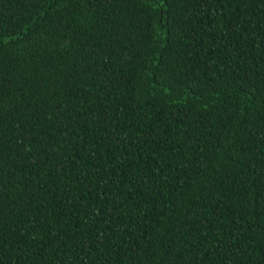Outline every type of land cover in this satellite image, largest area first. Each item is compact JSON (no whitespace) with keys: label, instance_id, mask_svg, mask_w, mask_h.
Masks as SVG:
<instances>
[{"label":"trees","instance_id":"1","mask_svg":"<svg viewBox=\"0 0 264 264\" xmlns=\"http://www.w3.org/2000/svg\"><path fill=\"white\" fill-rule=\"evenodd\" d=\"M0 264H264V0H0Z\"/></svg>","mask_w":264,"mask_h":264}]
</instances>
